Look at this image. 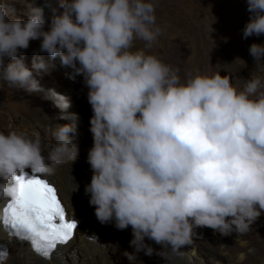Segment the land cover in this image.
I'll return each instance as SVG.
<instances>
[{"label":"clouds","instance_id":"clouds-1","mask_svg":"<svg viewBox=\"0 0 264 264\" xmlns=\"http://www.w3.org/2000/svg\"><path fill=\"white\" fill-rule=\"evenodd\" d=\"M16 2L22 15L0 0V82L42 93L71 122L50 126L55 143L47 147L36 132H0V199L13 197L25 169L50 174L79 158L70 102L36 78L47 68L42 56L34 55L31 68L23 58L39 40V52L59 58L88 89L92 176L85 193L101 224L131 228L133 251L122 253L128 264L155 253L146 240L176 253L200 228L237 239L251 230L264 214V79H248L242 90L220 73L181 83L178 70L133 51L137 40L151 48L161 34L151 0H58V8L45 0L47 30L43 7ZM246 2L251 15L242 37L264 35V0ZM249 55L264 60V44H251ZM162 251L155 254L164 258Z\"/></svg>","mask_w":264,"mask_h":264},{"label":"rangeland","instance_id":"rangeland-1","mask_svg":"<svg viewBox=\"0 0 264 264\" xmlns=\"http://www.w3.org/2000/svg\"><path fill=\"white\" fill-rule=\"evenodd\" d=\"M5 2L14 4L17 14L22 15L24 10L22 4L16 0ZM151 2L155 4L156 26L160 28L161 34L151 48H146L143 41L137 40L133 51L142 49L146 54L154 55L174 70H178L181 83L189 76H212L220 73L221 76L228 75L232 85L242 90L248 79L255 77L264 79V60L254 62L249 55L251 44H264V35L247 39L242 37V30L251 15L247 10L246 0H151ZM51 3L52 7L58 8V0H51ZM35 4L44 8L47 30V22L50 21L52 12L50 8L45 7V0H35ZM20 18L26 19L23 16ZM210 24L214 30L212 33ZM39 49L40 41H31L29 48L23 52L25 63L31 68L34 55L42 56L47 68L36 74V78L44 88L54 89L70 102L67 114L77 116V132L74 137V142L79 147L77 162L86 166L87 153L92 147V134L89 131L92 110L87 100L88 89L84 85L83 77L77 76L73 81L69 78L71 70L61 66L59 58L53 60L46 53H40ZM171 56L172 61H169L168 57ZM169 62H173V66ZM42 95L27 94L23 90L10 87L6 82H0V132L7 134L12 129L36 132L39 133L45 147L54 144L50 126L71 121L60 119L63 114L50 102L42 100ZM47 137L49 143L44 142ZM40 175L55 184L49 177ZM83 223L89 228L87 236L89 247L91 245L102 251L104 253L102 259L104 258L107 264H128L122 253L125 250L133 251L129 246L132 234L127 233L124 234L125 237L120 238L125 242L123 245L119 239L116 243L113 235L107 236L106 230L93 225L89 219L82 220L80 225ZM202 230L205 234L197 229L198 236L194 238L193 244L181 249L180 255L167 249L162 251L161 247L156 245L159 252L162 251L161 255L164 257L162 260L167 264H242L241 261L247 258L252 259L248 264H264V214L252 225L247 234L238 238H243L247 244L246 249L241 252L244 254L243 260L238 258L239 254L235 255L232 248L225 247L227 243L237 247L235 233L225 237L209 228ZM100 233L102 234L99 235ZM79 237L78 231L77 240L75 239L76 242L73 244L80 248L74 253L72 261L65 259L61 264L88 262L85 250H81ZM156 259L161 258L157 254L149 257L141 252L135 264H156Z\"/></svg>","mask_w":264,"mask_h":264},{"label":"snow or ice","instance_id":"snow-or-ice-1","mask_svg":"<svg viewBox=\"0 0 264 264\" xmlns=\"http://www.w3.org/2000/svg\"><path fill=\"white\" fill-rule=\"evenodd\" d=\"M0 211V228L18 247H30L43 264H50L57 247L66 245L77 228L75 220L66 218L55 187L34 175L16 177L14 195ZM9 256L7 245L0 242V264H8Z\"/></svg>","mask_w":264,"mask_h":264},{"label":"bare ground","instance_id":"bare-ground-1","mask_svg":"<svg viewBox=\"0 0 264 264\" xmlns=\"http://www.w3.org/2000/svg\"><path fill=\"white\" fill-rule=\"evenodd\" d=\"M168 60L172 61V56L171 58L168 57ZM169 63L173 66V62ZM44 142L49 143L48 137L44 139ZM46 154L47 153L45 152V155ZM85 163L86 166L78 164L77 161L74 164H71L70 162L61 163L58 165H54V170L50 174H42L54 181V185L56 187L55 189L59 200L63 205V208L65 209L66 217L77 222V228L74 231L73 237L66 245H59L57 247V249L53 253L50 264H61V262L65 259L72 261L74 253L78 248H80V246L77 247L73 244L76 242L75 239L78 231L80 234L79 244L81 245V250H85V253L87 254L86 256L88 257V262H86V264H107V262L104 261V258L102 259V257L104 256V253H102V251L97 250L98 248L96 249L91 245L89 247V244L87 243L89 228L85 225V223L80 225V222L82 220L89 219L93 223V225L97 226L98 228H103L104 231L106 230L107 236L113 235V239L116 241V243L117 239H119V241L123 243V245L125 242H122L120 238L125 237L126 235L124 234H132V230L130 227L127 230L119 231L114 227L113 223L103 225L97 220L95 216V209L93 206H90L89 196L85 193V187L90 183L92 176V171L90 169V165L87 163V159ZM25 170L29 171L27 169ZM8 200L9 199H0V209L5 206ZM73 216H76L77 218L79 217L78 219H80L81 221ZM0 218H2V211H0ZM202 229L203 228H200V232L202 234H205ZM101 234L102 233H100L99 235ZM235 239H237V237ZM0 242L5 243L10 251L8 264H13V262H15V264H43L41 258L37 256V254L33 252L30 247H18L17 241L9 237V235L2 228H0ZM237 242V247H233L234 244L232 245L231 243H227L225 247L232 248L235 251V255L238 256L239 254L240 256L241 252L246 249L247 244L243 238L237 239ZM146 243L155 249V253L159 252L158 247L153 241L146 240ZM220 251L223 252V250ZM155 253L153 255H155ZM178 254L180 255L181 252L179 251ZM157 256H159L161 259H156V264H167L166 261L164 262V260H162V257L160 255ZM251 261L252 259L245 258L243 261H241V263L248 264Z\"/></svg>","mask_w":264,"mask_h":264},{"label":"water","instance_id":"water-1","mask_svg":"<svg viewBox=\"0 0 264 264\" xmlns=\"http://www.w3.org/2000/svg\"><path fill=\"white\" fill-rule=\"evenodd\" d=\"M40 178H43V179H45L47 182H49L52 186H54L55 187V185L49 180V179H46V178H44L43 176H41V175H38Z\"/></svg>","mask_w":264,"mask_h":264}]
</instances>
